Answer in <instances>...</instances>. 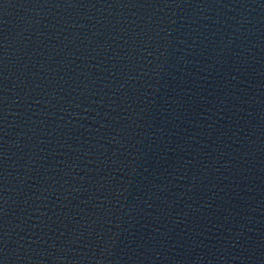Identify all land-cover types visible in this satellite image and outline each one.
I'll return each mask as SVG.
<instances>
[{"label":"water","instance_id":"1","mask_svg":"<svg viewBox=\"0 0 264 264\" xmlns=\"http://www.w3.org/2000/svg\"><path fill=\"white\" fill-rule=\"evenodd\" d=\"M0 264H264V0H0Z\"/></svg>","mask_w":264,"mask_h":264}]
</instances>
